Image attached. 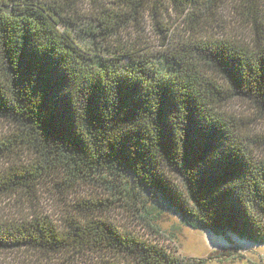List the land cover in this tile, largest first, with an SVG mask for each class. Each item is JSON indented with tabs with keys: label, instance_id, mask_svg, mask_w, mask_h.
Listing matches in <instances>:
<instances>
[{
	"label": "trees",
	"instance_id": "trees-1",
	"mask_svg": "<svg viewBox=\"0 0 264 264\" xmlns=\"http://www.w3.org/2000/svg\"><path fill=\"white\" fill-rule=\"evenodd\" d=\"M228 8L251 25L246 39L211 36ZM167 12L184 24L176 41L159 25ZM147 17L164 47L156 65L128 35ZM263 21L264 0H0V119L12 125L0 140V195L59 178L104 197L62 231L46 216L0 222V251L206 264L155 239L165 208L193 230L264 244V155L225 110L239 99L264 117ZM110 207L151 235L119 229Z\"/></svg>",
	"mask_w": 264,
	"mask_h": 264
},
{
	"label": "rangeland",
	"instance_id": "rangeland-1",
	"mask_svg": "<svg viewBox=\"0 0 264 264\" xmlns=\"http://www.w3.org/2000/svg\"><path fill=\"white\" fill-rule=\"evenodd\" d=\"M116 0H101L102 5H110ZM91 5V4H89ZM91 7V6H89ZM230 8L231 5L228 4ZM225 10L219 18L211 22V36L217 38H230L241 36L246 39L251 25L241 22L234 17L232 10ZM159 25H165L172 31V41L183 36L184 24L178 14L167 12L165 17H158ZM165 23V24H164ZM264 23V21H263ZM152 17L141 22L139 28L128 30L130 41L138 44L144 57H149L156 65L158 53L164 49L160 34ZM222 83V82H220ZM234 116V122L241 130L242 135L249 134L257 143L250 147L253 154L264 155V117L244 100L234 99L225 109ZM243 127V129H242ZM12 131V125L0 119V140ZM28 156L19 153L22 163ZM6 167L4 159H0V171ZM55 181L59 178H43L33 186L22 187L16 192L0 195V222L22 221L34 216H46L59 230H64V221L69 217H79L73 212H84V206L89 202L103 200V192L89 183H80L66 190ZM105 217L119 229H129L142 235H151L137 217L132 216L121 208L110 207ZM155 229L158 231V242L173 254L183 258H204L206 264H264V244H256L240 240L231 235L213 234L208 230H193L186 227L174 211L165 208L159 214L153 215ZM90 257V256H88ZM72 261V260H71ZM70 261V262H71ZM0 264H69L59 255H45L29 250L0 251ZM72 264H96L93 258L78 257Z\"/></svg>",
	"mask_w": 264,
	"mask_h": 264
}]
</instances>
